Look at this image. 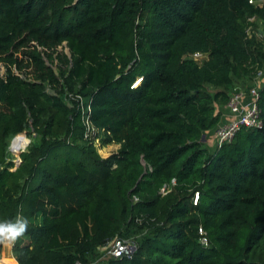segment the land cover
I'll return each instance as SVG.
<instances>
[{
	"label": "trees",
	"instance_id": "trees-1",
	"mask_svg": "<svg viewBox=\"0 0 264 264\" xmlns=\"http://www.w3.org/2000/svg\"><path fill=\"white\" fill-rule=\"evenodd\" d=\"M0 62V222L28 220L16 264H264V81L258 126L200 139L264 68V0H0ZM68 93L114 150L83 137ZM113 237L134 249L99 263Z\"/></svg>",
	"mask_w": 264,
	"mask_h": 264
},
{
	"label": "built area",
	"instance_id": "built-area-1",
	"mask_svg": "<svg viewBox=\"0 0 264 264\" xmlns=\"http://www.w3.org/2000/svg\"><path fill=\"white\" fill-rule=\"evenodd\" d=\"M251 1V0H248ZM254 16L247 17V20L251 21ZM250 27V24L246 25L245 30ZM189 57H192L195 60L200 61L205 54L199 51H194L191 54H188ZM139 77L136 78L131 85H134L138 81ZM252 85L248 89H234L230 96L228 97L224 106L229 111V117L225 119L222 123L217 125L214 128V146H220L221 143L230 140L233 133L240 126H258L260 124V118L258 115V108L256 106L255 100L258 95V89L262 84L263 75L260 68L256 69L252 77ZM66 99L74 100V105L78 111L80 122L82 125V134L86 139L91 140V142L97 147H101L99 134L100 130L97 128L90 120V106L89 102L85 100L80 94H66ZM105 156V155H104ZM170 182H173L171 178ZM168 190V187L165 185L160 186L159 192L165 193ZM137 197L132 196V199L135 200ZM196 200V192L193 193L192 202ZM198 241L202 245L207 244V237L203 229L200 227L197 228ZM107 244L108 256L120 257L122 255H129L130 251L134 249V243L127 239H122L119 237H113L112 239L105 242ZM74 264H83L79 261H76Z\"/></svg>",
	"mask_w": 264,
	"mask_h": 264
},
{
	"label": "rangeland",
	"instance_id": "rangeland-1",
	"mask_svg": "<svg viewBox=\"0 0 264 264\" xmlns=\"http://www.w3.org/2000/svg\"><path fill=\"white\" fill-rule=\"evenodd\" d=\"M63 50H64V48H63ZM261 70H262V75L264 77V68H261ZM2 71H3V65L0 62V73ZM252 83H253V81L251 80L250 84L252 85ZM19 133H23L25 135V133L23 131L19 132ZM25 145L26 144H22V142L16 136L12 140L10 150L8 149V151L13 156L12 159L15 162H17V159L19 157L20 149H23ZM113 146H114V144H112V143L106 144V145H101V147H98L99 148V150H98L99 155L104 156V155L108 154L110 151L114 150L115 147H113ZM9 248H10L9 240L0 242V263L1 264H15L16 263V262H14V263L8 262V260H10L12 257L10 255H7L8 253L10 254ZM131 252H132V250L129 253H131ZM107 256H108L107 244L104 243L99 249V254H98V258H97L99 260V263L104 261V259L107 258ZM13 261H15V260H13Z\"/></svg>",
	"mask_w": 264,
	"mask_h": 264
},
{
	"label": "clouds",
	"instance_id": "clouds-1",
	"mask_svg": "<svg viewBox=\"0 0 264 264\" xmlns=\"http://www.w3.org/2000/svg\"><path fill=\"white\" fill-rule=\"evenodd\" d=\"M27 228V218L19 214L17 215L15 221L0 222V242L15 240L17 237L25 233Z\"/></svg>",
	"mask_w": 264,
	"mask_h": 264
},
{
	"label": "crops",
	"instance_id": "crops-1",
	"mask_svg": "<svg viewBox=\"0 0 264 264\" xmlns=\"http://www.w3.org/2000/svg\"><path fill=\"white\" fill-rule=\"evenodd\" d=\"M263 79H264V77H263ZM219 110H220V118H219L218 123L213 128L206 130L202 133L201 141L204 144V146L207 147L208 149H212L214 146V128L229 117V111L224 105L220 106ZM113 147H117V145L114 144ZM10 243H11V240H9V245H10ZM9 251H10V248H9ZM7 255L12 256L11 253L10 254L8 253ZM12 258H13V256H12ZM8 262L14 263L15 261H8Z\"/></svg>",
	"mask_w": 264,
	"mask_h": 264
},
{
	"label": "water",
	"instance_id": "water-1",
	"mask_svg": "<svg viewBox=\"0 0 264 264\" xmlns=\"http://www.w3.org/2000/svg\"><path fill=\"white\" fill-rule=\"evenodd\" d=\"M64 52L67 54V56L69 57V51H68V48L67 47H65L64 46ZM16 135V134H15ZM13 137H14V135L11 137V139L9 140V144H8V149H10V145H11V141H12V139H13ZM201 138H202V134H201ZM200 138V139H201ZM22 149H20V151H21ZM17 161H18V159H17ZM140 162L143 164L144 163V161H143V159L142 158H140ZM1 264V263H0Z\"/></svg>",
	"mask_w": 264,
	"mask_h": 264
},
{
	"label": "bare ground",
	"instance_id": "bare-ground-1",
	"mask_svg": "<svg viewBox=\"0 0 264 264\" xmlns=\"http://www.w3.org/2000/svg\"><path fill=\"white\" fill-rule=\"evenodd\" d=\"M15 137V136H14ZM14 137H13V139H14ZM12 139V140H13ZM12 142V141H11ZM10 147H11V145H10ZM10 150V149H9ZM14 259L11 257V259L10 260H8V261H13Z\"/></svg>",
	"mask_w": 264,
	"mask_h": 264
}]
</instances>
